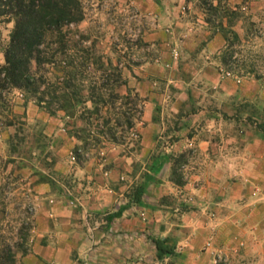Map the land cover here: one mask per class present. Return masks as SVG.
I'll use <instances>...</instances> for the list:
<instances>
[{"label": "rangeland", "instance_id": "1", "mask_svg": "<svg viewBox=\"0 0 264 264\" xmlns=\"http://www.w3.org/2000/svg\"><path fill=\"white\" fill-rule=\"evenodd\" d=\"M186 1L85 0L79 28L105 53L128 52L122 55L133 70L125 71L128 88L144 101L135 126L139 147L92 146L77 161L73 122L67 126L62 113L52 116L33 102L24 107L16 94L24 141L14 151L15 128H0V186L11 183L12 218H23V207L13 210L19 202L31 213L32 251L23 264H264V82L228 74L219 52L195 44V11L203 12L199 0ZM239 4L245 6L235 26L245 39L239 58L264 75V0L232 1ZM12 27L0 18V64ZM157 154L172 160L149 183L145 206H131L109 231L106 211L83 210L76 190L87 163L104 177L120 170L115 210L129 202ZM157 236L176 238L178 255L159 261L150 240Z\"/></svg>", "mask_w": 264, "mask_h": 264}, {"label": "trees", "instance_id": "2", "mask_svg": "<svg viewBox=\"0 0 264 264\" xmlns=\"http://www.w3.org/2000/svg\"><path fill=\"white\" fill-rule=\"evenodd\" d=\"M199 7L212 35L220 33L224 38L218 56L224 70L239 78L254 76L264 82L254 63L247 65L239 58L237 49L245 39L235 26L244 19L245 6H231L228 0H199ZM0 18L13 24L0 64V128H15L10 136L14 151L24 141L19 135L25 125L23 117L13 110L16 94L24 107L33 102L52 116L62 113L67 126L73 122V136L81 143L73 152L77 161L92 146L100 151L108 144L133 143L139 147L141 137L135 126L144 101L128 88L125 71L133 70L122 63V55L128 52L119 56H113L115 51L105 53L97 39L79 28L86 19L85 0H0ZM138 43L148 45L140 37ZM122 87L127 89L124 94L119 92ZM171 160L169 154L155 155L129 202L109 214L107 223L133 205L145 206L143 197L149 183ZM12 162L10 158L7 163ZM9 184L0 186V264H23L20 259L32 251L33 220L21 202L13 210L23 207V218H12ZM150 240L159 261L178 255L176 238L157 236Z\"/></svg>", "mask_w": 264, "mask_h": 264}, {"label": "crops", "instance_id": "3", "mask_svg": "<svg viewBox=\"0 0 264 264\" xmlns=\"http://www.w3.org/2000/svg\"><path fill=\"white\" fill-rule=\"evenodd\" d=\"M232 1L233 0H228V4L231 6H232ZM167 2L168 0H164V2L162 3L166 4ZM173 2L175 3L176 6H180V5L182 6L183 3L187 1L186 0H173ZM195 13L198 15L197 20L199 21V23L197 24V27H195V31L193 34V37L195 39V44L197 46H200L205 43L206 48L210 51V53H217V52L220 53L222 47H224L225 45L222 34L218 33L216 35H212L211 31L207 27V24L204 25V20H203L204 14L201 13L199 10H196ZM163 17L165 19L164 14H163ZM207 72L204 71V74H203L204 77L212 81H218V78H219L218 75L214 73V74H211V76H209V73ZM204 144H207L206 146L207 148H212L214 150L216 148H220V145L218 144L205 142L202 145ZM222 148L225 149L226 144ZM222 157L226 159V156H222ZM214 158L218 159L219 156L216 155ZM116 168L117 166H115L114 168H111V170L105 174V175H108L106 177H104L99 172V170L96 168V166L90 162L87 163L85 167L82 168V171L85 175L82 180L83 182L79 183V186L81 185L80 186L81 188L80 189L77 188L76 191L78 192L77 198L85 212L89 214L90 213L94 214V213H100V212L106 211L107 216H108L109 214L115 213L120 209V207L115 210L112 209L114 205V201H117L118 199L117 198L118 190L116 188V185H117L116 181H118L120 170ZM61 212L64 213V215L69 214V212H66V211H61ZM123 215L124 214H122V216ZM121 217L114 219L113 222L115 220H119ZM71 221L72 220L69 218V222ZM112 223L111 224L107 223L106 225L107 231L110 230ZM100 235H103V234L99 232L97 234V237H99Z\"/></svg>", "mask_w": 264, "mask_h": 264}]
</instances>
